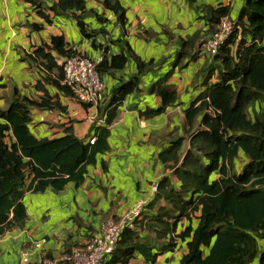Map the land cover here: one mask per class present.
Returning a JSON list of instances; mask_svg holds the SVG:
<instances>
[{
	"label": "crops",
	"instance_id": "0c3cea01",
	"mask_svg": "<svg viewBox=\"0 0 264 264\" xmlns=\"http://www.w3.org/2000/svg\"><path fill=\"white\" fill-rule=\"evenodd\" d=\"M55 1L48 0L42 7L51 21L45 23L29 3L0 0V110L8 108L16 91L32 102L51 106L35 107L29 112L28 129L37 140L71 133L89 143L92 138L96 141L104 129L107 147L97 153L94 164L86 167L80 185L70 183L59 192L25 193L27 220L23 228L0 237V264H41L44 259L58 257L99 235L109 221H118L134 202L147 195L153 181L160 184L168 178L171 186L177 187L178 180L169 169L171 164L162 165L159 155L169 147L170 135L185 138L182 155L188 150L185 112L206 89L220 81L216 73L208 76L210 59L197 50L199 42L209 35L205 9L228 6L229 17L236 21L245 0H118L126 10L123 26L104 7V0H84L83 13L61 16L49 10ZM75 16H81L87 33L94 32L90 38L80 33ZM32 24L42 28L34 30ZM52 37H63L70 54L95 57L102 52L103 58L126 57L122 69L100 72L104 89L98 106H84L51 84L59 79L57 71L47 69L48 60L35 52L42 49L62 68L66 57L46 48ZM183 43H190V56L183 61L182 70L172 67L167 82L176 89L177 101L160 115L152 116L148 112L159 109L161 99L148 89L164 77L165 70L166 74L170 71ZM132 56L143 63L152 62L154 68L141 75ZM134 78L138 80V90L122 101L112 102L114 92ZM112 114V120L106 123ZM9 141L7 138L6 143ZM161 207L166 203L157 196L134 230L138 242L158 252L154 264H177L185 245L180 243L171 251L166 239H156L161 226L147 227ZM199 215L191 217L192 226ZM187 225V219H180L175 232L183 231ZM129 264L147 263L136 258Z\"/></svg>",
	"mask_w": 264,
	"mask_h": 264
},
{
	"label": "trees",
	"instance_id": "16d2710c",
	"mask_svg": "<svg viewBox=\"0 0 264 264\" xmlns=\"http://www.w3.org/2000/svg\"><path fill=\"white\" fill-rule=\"evenodd\" d=\"M23 1L45 23H51L42 12L48 0ZM103 5L121 26L125 24L126 10L118 0H104ZM49 10L54 16L81 14L85 2L56 0ZM205 12L209 22L207 37H210L219 21L229 17L230 9L219 5ZM240 12L236 21L229 17L240 30L214 56H206L210 59L208 76L216 73L220 81L206 89L185 112L188 150L182 155L185 138L170 135L169 147L159 155L162 165L171 164L169 169L178 184L173 188L168 178L160 183L158 197L165 201L166 207L159 208L147 227L159 229L161 226L156 239H166L171 251L180 243L185 245L177 264H264V0H245ZM75 17L80 33L90 38L94 32L87 33L81 16ZM31 27L42 28L36 24ZM189 44H182L170 71L152 85V95L161 99V107L148 114L160 115L175 105L176 89L167 82L172 67L183 69V61L190 56ZM46 48L60 56L70 55L63 37H52L51 45ZM35 54L48 60L47 69H56L59 79L51 84L70 97V89L59 83L63 78L62 68L42 49ZM132 57L141 75L154 68L152 62L143 63ZM125 64L123 55L104 57L98 72L119 70ZM137 84L134 78L117 89L112 102L122 101L138 90ZM13 95L8 108L0 110V237L24 227L25 193L59 192L70 183L80 185L86 167L94 164L97 153L107 147L104 129L99 131L93 145L71 133L61 138L37 140L28 129L29 112L35 107L51 106L47 102H32L16 91ZM197 102L199 105L195 106ZM112 116H108L106 123L109 124ZM196 213L200 215L197 224L192 226L191 217ZM182 218L187 219L188 225L176 233L174 227ZM138 239L135 230H124L103 264H129L136 258L154 264L158 252Z\"/></svg>",
	"mask_w": 264,
	"mask_h": 264
},
{
	"label": "built area",
	"instance_id": "2783aa9c",
	"mask_svg": "<svg viewBox=\"0 0 264 264\" xmlns=\"http://www.w3.org/2000/svg\"><path fill=\"white\" fill-rule=\"evenodd\" d=\"M234 23L229 17H223L215 26L212 36L199 42L197 46L199 54L203 57L214 56L220 46L224 45L235 31L240 30ZM102 60V52L95 57L73 53L64 59L63 78L60 83L70 89L71 96L80 104L98 106L104 89L98 72ZM94 141L92 138L89 144H93ZM159 186V182L153 181L147 195L134 202L118 221H109L102 226L99 235L91 237L78 247H73L68 253L44 259L41 264H103L104 257L113 253L124 230H134L137 221L143 218L145 208L158 196Z\"/></svg>",
	"mask_w": 264,
	"mask_h": 264
},
{
	"label": "rangeland",
	"instance_id": "374dc122",
	"mask_svg": "<svg viewBox=\"0 0 264 264\" xmlns=\"http://www.w3.org/2000/svg\"><path fill=\"white\" fill-rule=\"evenodd\" d=\"M166 72H167V70H165V71L162 73V75L165 76ZM155 82H156V81H155ZM155 82H154V83H155ZM151 88H152V85L150 86V88L148 89V91L151 90Z\"/></svg>",
	"mask_w": 264,
	"mask_h": 264
}]
</instances>
